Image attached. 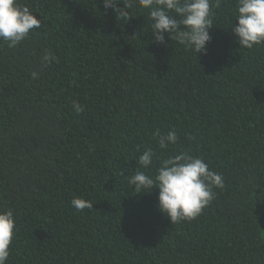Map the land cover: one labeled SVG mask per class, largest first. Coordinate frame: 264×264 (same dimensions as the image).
I'll return each mask as SVG.
<instances>
[{
	"label": "trees",
	"instance_id": "obj_1",
	"mask_svg": "<svg viewBox=\"0 0 264 264\" xmlns=\"http://www.w3.org/2000/svg\"><path fill=\"white\" fill-rule=\"evenodd\" d=\"M24 2L39 29L14 48L0 40V211L15 218L7 264H264V44L240 49L236 0L213 7L207 54L167 34L153 43L139 7L122 17L103 0ZM48 51L56 59L44 64ZM157 130H175L177 143L160 149ZM148 148L153 164L140 169ZM181 152L224 187L172 224L159 190L137 194L129 181ZM73 198L93 208L77 211Z\"/></svg>",
	"mask_w": 264,
	"mask_h": 264
},
{
	"label": "clouds",
	"instance_id": "obj_2",
	"mask_svg": "<svg viewBox=\"0 0 264 264\" xmlns=\"http://www.w3.org/2000/svg\"><path fill=\"white\" fill-rule=\"evenodd\" d=\"M103 0L105 13L108 9L127 17L128 9L139 7L148 11L151 21L152 42L165 44V34L172 41L183 45L186 50L197 54H207V46L212 37L213 7H219L220 0ZM236 23L231 30L237 38L240 49H252L264 44V0H236ZM41 20L33 14L27 2L21 0H0V40L14 48L25 40L31 30L39 29ZM56 57L45 52L42 63L51 64ZM33 79L38 73H31ZM77 115L84 111L79 103L73 105ZM160 149L175 145L178 135L175 130L153 134ZM156 156L151 148L138 156L140 169L148 170ZM129 183L137 194L150 193L158 189L157 209L166 215L172 224L198 217L214 199V189L224 187L222 174L211 170L203 158L184 152L161 159L155 174L135 171ZM148 189L149 191H145ZM71 206L77 211L93 208L90 201L73 198ZM15 230L14 213L0 211V264H7L10 245Z\"/></svg>",
	"mask_w": 264,
	"mask_h": 264
}]
</instances>
